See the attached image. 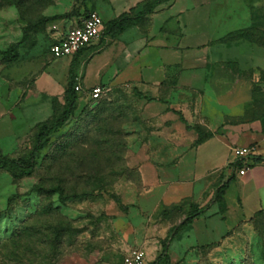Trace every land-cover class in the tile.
Segmentation results:
<instances>
[{
  "label": "rangeland",
  "instance_id": "obj_1",
  "mask_svg": "<svg viewBox=\"0 0 264 264\" xmlns=\"http://www.w3.org/2000/svg\"><path fill=\"white\" fill-rule=\"evenodd\" d=\"M108 1L0 0V50L23 40L17 63L0 57V153L27 158L40 123L65 106L69 83L61 75L68 72L69 57L51 53L50 23L26 36L25 28L55 15L77 19L95 11L104 18ZM180 10L191 14L199 32H208L205 42L219 37L229 53L240 46L244 60H230L228 67L250 63L249 45L264 47V0H178ZM94 65L86 68L88 87L95 81ZM143 110L127 94L97 106L92 99L79 101L32 175L16 179L0 171V264H122L134 248H145L151 261L161 253L169 228L186 212L185 205L132 212V203L156 198L144 195L135 154L139 142L132 129ZM247 179L234 180L232 191L240 190L244 214L253 216L264 188ZM54 187L62 194L43 190ZM169 252L172 264H264V211L253 221L232 212L209 217L183 231Z\"/></svg>",
  "mask_w": 264,
  "mask_h": 264
},
{
  "label": "crops",
  "instance_id": "obj_2",
  "mask_svg": "<svg viewBox=\"0 0 264 264\" xmlns=\"http://www.w3.org/2000/svg\"><path fill=\"white\" fill-rule=\"evenodd\" d=\"M142 1L109 0L103 19L113 20ZM165 4L118 38L105 35L104 31L101 39L90 47L92 51L88 48L66 56L68 72L61 75V80L69 83L73 64L76 81L80 79L84 88L79 92L83 95L79 101L92 99L87 90L102 85L110 90L107 100H120L127 94L143 107L139 122L132 129L139 142L135 154L140 157L137 163L144 195L156 198L151 204L132 203L133 214L185 205L187 216L190 204L208 205L206 213L184 231L192 230L209 217L223 218L227 212L249 220L264 210V199H259L260 208L253 216H246L240 190L232 191L233 182L226 194L225 213L212 201L223 174L228 173L235 146L258 145V155L250 170L235 180L248 178L264 188V120L261 119L264 111L257 114L264 108V47L248 44L250 63L246 67H228L226 63L230 60L240 64L244 60L240 46L234 45L229 53L219 37L205 42L208 32L197 30L189 12L177 11L178 0ZM77 21L78 18H64L51 22V38L64 33ZM92 62L95 81L88 87L86 68ZM136 91L155 100L140 99ZM180 113L192 125L219 132L195 145L198 134L187 129ZM227 178L226 175L223 180Z\"/></svg>",
  "mask_w": 264,
  "mask_h": 264
},
{
  "label": "trees",
  "instance_id": "obj_3",
  "mask_svg": "<svg viewBox=\"0 0 264 264\" xmlns=\"http://www.w3.org/2000/svg\"><path fill=\"white\" fill-rule=\"evenodd\" d=\"M171 1L173 0H144L140 2L136 7L132 8L130 12L123 13L117 18L105 22V35H109L114 39L118 38L123 32L137 25L146 15L153 13L158 8V6L164 3H169ZM88 14L89 13H80L77 16L78 19H81ZM70 16L71 15H55L53 17L43 18L37 23L27 26L25 28V36L28 34V31L35 26H38L45 22L51 23L53 21L68 18ZM22 43L23 40L17 43H13L6 50H0V57L7 60L10 64L17 63L19 60V48ZM76 83L77 81L74 75V65L72 64L70 67L69 86L66 90L65 106L63 110L51 121L40 123L35 140L31 146L29 156L27 158L11 157L9 155L0 153V171L2 170L8 172L16 179L33 174L36 167L40 165L41 160L44 156V152L47 150L49 144L51 143L53 136L70 121V119L74 116L75 112L78 109L80 97L79 92L75 89ZM135 93L140 99H146L147 101L155 100V98L147 96L140 91H136ZM94 102L95 101H93V103ZM180 118L186 124L187 129L194 130L198 134L195 145L203 143L207 139L213 137L214 134L219 132L207 131L199 124H190L182 113H180ZM261 119L264 120V114L261 116ZM256 160H261V158H256ZM225 176L226 175L223 174V178L218 184L212 201L213 203L219 205L221 213H225L228 209L226 194L230 184L236 179V175L234 173L228 176L227 180H223ZM43 190L47 191L48 193L60 194H62L63 191L61 187H54ZM118 203L122 210H127V206H125L121 200H118ZM207 209L208 205L200 206L195 203L190 204L189 213L182 220V222L170 228L167 237L162 241L161 253L151 264H172L171 255L169 252L170 243L176 240L185 229L189 228L195 222L196 219L203 216L206 213ZM263 211L264 210L258 211L253 217H251L250 221H253L255 216ZM213 245L215 244L208 243L205 246Z\"/></svg>",
  "mask_w": 264,
  "mask_h": 264
},
{
  "label": "built area",
  "instance_id": "obj_4",
  "mask_svg": "<svg viewBox=\"0 0 264 264\" xmlns=\"http://www.w3.org/2000/svg\"><path fill=\"white\" fill-rule=\"evenodd\" d=\"M105 31L103 17L95 11L78 19L77 23L64 33L53 38L50 51L55 58L74 56L81 50L98 42ZM75 89L78 92L84 90L80 79H77ZM93 101L99 102L106 98L110 90L102 85L87 90ZM233 159L229 162L227 176L235 174L244 176L250 170L258 155V145L235 146L232 148ZM145 248L139 247L129 250L123 258L122 264H151Z\"/></svg>",
  "mask_w": 264,
  "mask_h": 264
}]
</instances>
